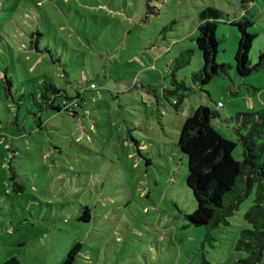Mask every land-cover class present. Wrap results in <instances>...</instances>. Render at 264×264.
Wrapping results in <instances>:
<instances>
[{
  "label": "rangeland",
  "instance_id": "rangeland-1",
  "mask_svg": "<svg viewBox=\"0 0 264 264\" xmlns=\"http://www.w3.org/2000/svg\"><path fill=\"white\" fill-rule=\"evenodd\" d=\"M208 7L223 15L215 61L226 68L201 84L195 39ZM244 15L254 66L264 0H0V264H60L75 246L71 264L246 257L236 243L256 188L227 226L191 225L196 201L177 146L183 115L202 105L242 160L234 111L264 108V67L245 78L235 69L239 31L229 21ZM46 85L79 94L76 114L46 106Z\"/></svg>",
  "mask_w": 264,
  "mask_h": 264
},
{
  "label": "trees",
  "instance_id": "trees-1",
  "mask_svg": "<svg viewBox=\"0 0 264 264\" xmlns=\"http://www.w3.org/2000/svg\"><path fill=\"white\" fill-rule=\"evenodd\" d=\"M199 20L195 42L201 53L202 69L198 77L201 84H206L214 75L225 73L226 66L215 61L218 52L216 25L218 21H223V15L219 10L208 7L199 13ZM229 23L239 31L234 62L237 75L245 78L264 67V52L259 54L257 64L251 66L249 52L255 36L248 32V28L253 25L252 22L244 15L243 20H230ZM185 53L188 59V52L181 55ZM40 97L51 109L75 115L76 109L69 112L64 109V104L80 96H62L55 86L46 85ZM236 113V133L242 147L241 161L233 158L235 143L225 139L211 125L215 113L208 107L198 106L182 124L177 146L186 156V184L196 201V209L187 218L196 227L215 229L227 226L239 203L255 187L253 204L244 214L250 228L240 232L236 250L246 254L244 259L238 261L239 264H264V108ZM239 178L245 186L242 194L236 192ZM77 249L78 246L73 247L60 264H71ZM4 264L21 263L16 258H10Z\"/></svg>",
  "mask_w": 264,
  "mask_h": 264
},
{
  "label": "built area",
  "instance_id": "built-area-1",
  "mask_svg": "<svg viewBox=\"0 0 264 264\" xmlns=\"http://www.w3.org/2000/svg\"><path fill=\"white\" fill-rule=\"evenodd\" d=\"M89 87L93 89L95 86H94V84H90ZM78 103H79V100L75 99L69 104H64V109H67V110H69V112H71L77 108ZM173 104H175V101H173ZM216 106H217V108H222L221 103H217Z\"/></svg>",
  "mask_w": 264,
  "mask_h": 264
},
{
  "label": "crops",
  "instance_id": "crops-1",
  "mask_svg": "<svg viewBox=\"0 0 264 264\" xmlns=\"http://www.w3.org/2000/svg\"><path fill=\"white\" fill-rule=\"evenodd\" d=\"M239 86V85H238ZM238 91L241 93V90L240 89H238ZM80 96V95H79ZM248 96H250V95H248ZM258 97L259 98H262V96L261 95H258ZM217 103H220V102H217ZM222 104V103H221ZM262 104V103H261ZM217 105V104H216ZM224 107V105H222V108ZM249 107H252V109H249L248 108V110H253L254 108H255V104H254V102H252V103H249ZM236 112H248V111H234V113H236ZM183 113V111H181V114ZM183 115V114H182ZM183 117L184 118H187L185 115H183ZM221 117H224L225 119H226V117H228V115H226V113L223 111V115H221Z\"/></svg>",
  "mask_w": 264,
  "mask_h": 264
}]
</instances>
